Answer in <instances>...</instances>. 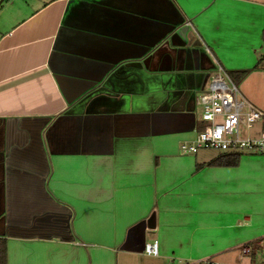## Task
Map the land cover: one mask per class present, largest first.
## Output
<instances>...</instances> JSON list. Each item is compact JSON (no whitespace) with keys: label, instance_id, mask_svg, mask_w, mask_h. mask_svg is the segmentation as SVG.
I'll return each instance as SVG.
<instances>
[{"label":"crops","instance_id":"1","mask_svg":"<svg viewBox=\"0 0 264 264\" xmlns=\"http://www.w3.org/2000/svg\"><path fill=\"white\" fill-rule=\"evenodd\" d=\"M5 7L6 264L242 260V247H262L264 156L244 152L237 166H211L226 152L181 154L179 145L203 126L197 98L218 66L260 82L264 0ZM154 241L158 254L148 256L144 247Z\"/></svg>","mask_w":264,"mask_h":264},{"label":"built area","instance_id":"2","mask_svg":"<svg viewBox=\"0 0 264 264\" xmlns=\"http://www.w3.org/2000/svg\"><path fill=\"white\" fill-rule=\"evenodd\" d=\"M203 126L191 141L179 145L181 154H195L201 149L218 152L264 154V111L255 108L238 91L231 77L216 68L207 88L198 96ZM264 248V244H261ZM148 256H157V242L144 247ZM239 262L204 259L186 264H253L251 249L242 247ZM246 260V261H245Z\"/></svg>","mask_w":264,"mask_h":264},{"label":"rangeland","instance_id":"3","mask_svg":"<svg viewBox=\"0 0 264 264\" xmlns=\"http://www.w3.org/2000/svg\"><path fill=\"white\" fill-rule=\"evenodd\" d=\"M1 1V0H0ZM12 1V0H2L0 2V10L3 8H6L5 6L7 5V2ZM18 2V0H13ZM227 73V72H226ZM233 79V78H231ZM235 86L237 87L239 93L250 103L252 104L255 108L264 111V74L260 75V82L255 83L256 80L250 79V80H245L244 78H235L233 79ZM201 117V116H200ZM203 151H208L211 153H215L217 151L215 150H208V149H201L199 152ZM244 153V152H243ZM260 156H264V154H257ZM264 242V240H263ZM253 255L254 258L253 260H250L251 263L253 264H264V248L260 247H255L253 250ZM214 261H219V262H239L240 260L236 258H228L224 259V261L219 260L218 258H212ZM194 261H187V262H179L178 260L174 261V264H186V263H191Z\"/></svg>","mask_w":264,"mask_h":264},{"label":"trees","instance_id":"4","mask_svg":"<svg viewBox=\"0 0 264 264\" xmlns=\"http://www.w3.org/2000/svg\"><path fill=\"white\" fill-rule=\"evenodd\" d=\"M247 74V71H234L229 72L228 75L235 79V78H244V76ZM232 79V80H233ZM243 152H226L223 154H220L217 158L213 159L209 165L211 166H237L239 163L240 155ZM5 241L0 239V264H6V257H5ZM251 260H253L254 255L253 252L251 253Z\"/></svg>","mask_w":264,"mask_h":264},{"label":"water","instance_id":"5","mask_svg":"<svg viewBox=\"0 0 264 264\" xmlns=\"http://www.w3.org/2000/svg\"><path fill=\"white\" fill-rule=\"evenodd\" d=\"M187 32H188V27L187 26H183L182 28H180L177 32V34L181 37V38H186L187 36Z\"/></svg>","mask_w":264,"mask_h":264}]
</instances>
